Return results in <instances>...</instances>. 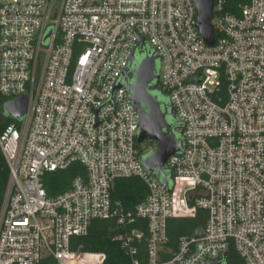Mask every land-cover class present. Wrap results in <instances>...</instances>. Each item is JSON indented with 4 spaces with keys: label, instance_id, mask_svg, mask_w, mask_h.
Returning <instances> with one entry per match:
<instances>
[{
    "label": "built area",
    "instance_id": "built-area-1",
    "mask_svg": "<svg viewBox=\"0 0 264 264\" xmlns=\"http://www.w3.org/2000/svg\"><path fill=\"white\" fill-rule=\"evenodd\" d=\"M229 1L213 0L208 45L196 0H0V98L29 99L19 124L0 129V264H103L70 241L105 218H116L132 264L142 243L148 264H231V248L264 264V0ZM146 46L182 140L163 166L167 184L143 164L125 85ZM73 163L85 175L49 195L45 175ZM124 177L147 186L133 209L112 198ZM199 209L205 224L170 245L169 220Z\"/></svg>",
    "mask_w": 264,
    "mask_h": 264
},
{
    "label": "trees",
    "instance_id": "trees-1",
    "mask_svg": "<svg viewBox=\"0 0 264 264\" xmlns=\"http://www.w3.org/2000/svg\"><path fill=\"white\" fill-rule=\"evenodd\" d=\"M235 0H230L229 4ZM230 6V5H228ZM227 6V7H228ZM4 100V98H1ZM5 119L0 121V129L6 124L15 122L19 124V120L5 116ZM178 123L175 121L171 124L172 131ZM175 127V128H174ZM154 148L150 152H145L139 144L142 152V157L149 155L157 146L152 140H147ZM86 169L80 163H73L64 170L47 173L44 177V183L49 195H56L68 189L73 178L79 174L85 175ZM9 177V169L5 161L4 155L0 149V201L3 196L7 181ZM147 186L143 180L138 177H124L118 178L114 182L112 190V198L121 200L127 209H133L134 206L145 199L147 196ZM207 219V212L204 209H199L197 215L193 218H173L169 220V235L170 245L175 247L177 239L180 235L191 234L205 224ZM120 226L116 218L94 219L90 225L89 232L86 235H74L70 241V247L74 251H81L83 253H92L101 255L103 264H132V259L127 254L121 243L114 239L120 231ZM137 257L139 264H148L147 247L141 244ZM229 258L231 264H243V261L237 256L234 248L229 251ZM41 264H57V260L53 256H46L43 258Z\"/></svg>",
    "mask_w": 264,
    "mask_h": 264
},
{
    "label": "water",
    "instance_id": "water-1",
    "mask_svg": "<svg viewBox=\"0 0 264 264\" xmlns=\"http://www.w3.org/2000/svg\"><path fill=\"white\" fill-rule=\"evenodd\" d=\"M199 9L197 26L204 40L208 45L215 43L213 17V0H196ZM158 55H147L134 70V81L126 83L130 90L132 99L139 109V134L138 143L145 140H152L157 143V147L145 158L144 166L151 172L161 174L163 182L168 183V178L163 172V166L168 158L179 151L182 146V140L172 131L171 124L167 120L168 110H163L161 102L157 100L150 92L149 86L155 80L159 79L156 73V61ZM135 60V53L131 57L130 64ZM129 70L125 71L126 78L129 77ZM29 99L27 96H19L9 100L5 104L7 114L11 118L22 117L28 109ZM173 110V107L171 105ZM175 117L174 111L172 112ZM204 264H219L204 262Z\"/></svg>",
    "mask_w": 264,
    "mask_h": 264
},
{
    "label": "rangeland",
    "instance_id": "rangeland-1",
    "mask_svg": "<svg viewBox=\"0 0 264 264\" xmlns=\"http://www.w3.org/2000/svg\"><path fill=\"white\" fill-rule=\"evenodd\" d=\"M146 57V53L138 50L135 55V65L136 68L139 65V63ZM161 69V63L160 60L157 59L156 61V71H160ZM149 92L157 98L158 101L163 103H168L169 102V96L168 94L161 88L159 84H157V79H155L149 86ZM4 100L0 98V121H2L1 115H7V110L5 109V106H3ZM5 104V103H4ZM162 109L164 110V105H162ZM167 120L170 124L175 123V118L168 113L167 115ZM175 128V127H174ZM176 135L179 136L180 133L177 131L175 128ZM155 142V141H154ZM156 143V142H155ZM141 147L144 149L145 152H150L154 147L147 141H143L141 143ZM86 261L89 262L90 264H100V262H95V259L93 256H89L86 258Z\"/></svg>",
    "mask_w": 264,
    "mask_h": 264
},
{
    "label": "flooded vegetation",
    "instance_id": "flooded-vegetation-1",
    "mask_svg": "<svg viewBox=\"0 0 264 264\" xmlns=\"http://www.w3.org/2000/svg\"><path fill=\"white\" fill-rule=\"evenodd\" d=\"M141 51L145 52L146 53V56L151 52L149 46L144 47ZM128 68H130L128 80L130 82H133L134 81V78H135V76H134V70L136 69L135 60L128 66ZM157 84H159V80H157ZM162 105H164V110H168V112L172 115V112L174 110H172V108H171V103L168 102V103H163L162 104V102H161V106ZM174 114H175V111H174ZM174 118L177 121L176 114H175V117Z\"/></svg>",
    "mask_w": 264,
    "mask_h": 264
}]
</instances>
